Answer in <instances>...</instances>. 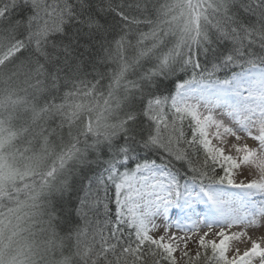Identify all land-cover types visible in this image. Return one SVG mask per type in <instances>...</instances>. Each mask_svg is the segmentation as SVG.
<instances>
[{
    "label": "snow or ice",
    "instance_id": "obj_1",
    "mask_svg": "<svg viewBox=\"0 0 264 264\" xmlns=\"http://www.w3.org/2000/svg\"><path fill=\"white\" fill-rule=\"evenodd\" d=\"M259 228L264 0H0V264H264Z\"/></svg>",
    "mask_w": 264,
    "mask_h": 264
},
{
    "label": "rangeland",
    "instance_id": "obj_2",
    "mask_svg": "<svg viewBox=\"0 0 264 264\" xmlns=\"http://www.w3.org/2000/svg\"><path fill=\"white\" fill-rule=\"evenodd\" d=\"M249 143H251V141H249ZM244 177L243 176H237V179L239 180V179H243ZM173 218H175V217H173ZM160 223H162V221L160 222ZM244 226H241L240 228H243ZM234 229H238V228H234ZM233 230V229H232ZM204 231H207V229H202L201 230V234L204 232ZM256 231H258V232H260V233H262L260 236H261V240H262V242H264V228H259V229H255V230H253V229H249L248 230V236H251V238L252 237H254V236H258L257 234L255 235H253V233L254 232H256ZM163 233V227L160 229V231L159 232H157L156 234L157 235H160V234H162ZM211 238V237H210ZM245 240H248V237L246 236V237H244L243 238V241H245ZM242 241V242H243ZM248 241H250V240H248ZM241 242V243H242ZM249 247V246H248ZM189 249L193 252V253H195V251H197V245L195 244V243H193V242H189ZM177 256H178V262H179V264H185V260H184V258H182V254L181 253H177ZM257 263V260L256 261H254V264H256Z\"/></svg>",
    "mask_w": 264,
    "mask_h": 264
},
{
    "label": "bare ground",
    "instance_id": "obj_3",
    "mask_svg": "<svg viewBox=\"0 0 264 264\" xmlns=\"http://www.w3.org/2000/svg\"><path fill=\"white\" fill-rule=\"evenodd\" d=\"M161 221H158V223H160ZM242 228H238V229H233V231H239V230H241ZM253 230H255V229H253ZM258 235V236H254V237H252V239H255V240H259V241H262L261 240V234L262 233H260V232H258V231H256V232H254L253 233V235ZM240 247H241V250H243L245 247H251V241H248V240H245V241H243L242 243H240V245H239ZM256 264H259V261H258V259H257V263Z\"/></svg>",
    "mask_w": 264,
    "mask_h": 264
}]
</instances>
